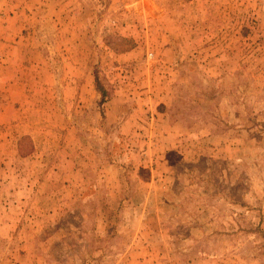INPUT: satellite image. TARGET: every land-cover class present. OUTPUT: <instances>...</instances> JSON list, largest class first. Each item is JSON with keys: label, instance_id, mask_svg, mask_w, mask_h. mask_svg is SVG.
I'll return each mask as SVG.
<instances>
[{"label": "rangeland", "instance_id": "obj_1", "mask_svg": "<svg viewBox=\"0 0 264 264\" xmlns=\"http://www.w3.org/2000/svg\"><path fill=\"white\" fill-rule=\"evenodd\" d=\"M44 7L0 264H264V0Z\"/></svg>", "mask_w": 264, "mask_h": 264}, {"label": "crops", "instance_id": "obj_2", "mask_svg": "<svg viewBox=\"0 0 264 264\" xmlns=\"http://www.w3.org/2000/svg\"><path fill=\"white\" fill-rule=\"evenodd\" d=\"M49 0H0V142L12 136L8 129L15 123L24 127L27 112V90L31 71H44L46 55L37 40L31 37L40 11ZM47 66V65H46ZM40 88H53V84L39 83ZM8 130V131H7ZM24 133H21L22 136ZM18 136V135H17ZM16 136V137H17ZM3 140V142H2ZM1 146V145H0Z\"/></svg>", "mask_w": 264, "mask_h": 264}]
</instances>
